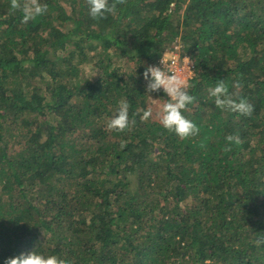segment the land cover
<instances>
[{"label":"trees","instance_id":"trees-1","mask_svg":"<svg viewBox=\"0 0 264 264\" xmlns=\"http://www.w3.org/2000/svg\"><path fill=\"white\" fill-rule=\"evenodd\" d=\"M10 3L0 0V264L31 252L264 264V0H127L104 19L87 0H40L47 11L27 23ZM176 42L196 98L182 115L200 129L185 140L141 120L150 95L169 99L143 73ZM219 80L251 116L215 107ZM122 99L136 123L109 130Z\"/></svg>","mask_w":264,"mask_h":264},{"label":"clouds","instance_id":"clouds-1","mask_svg":"<svg viewBox=\"0 0 264 264\" xmlns=\"http://www.w3.org/2000/svg\"><path fill=\"white\" fill-rule=\"evenodd\" d=\"M87 2L90 6V16L94 19H104L106 18V14L114 15L117 11V6L125 5L127 0H113L112 3H110L109 0H87ZM10 7L13 11H20L22 13L23 22L25 23L34 20L37 16L47 11V5L41 4L40 0H11ZM185 59L189 64L190 58L185 57ZM161 62L164 64L163 61ZM164 69L165 67L160 68L149 65L143 73V77L145 81H147L146 90L148 92H156L162 88L169 98L168 101L163 104L160 122L165 129L169 132H175L182 140L195 137L199 134V127L182 115V110H185L187 106L192 104L196 99L188 92V89L191 88L192 85L186 78L175 73L166 72ZM242 86L239 80L233 85L236 89H240ZM209 94L214 98L215 107L221 110H230L243 116H251L254 112V105L248 100L239 99L237 102V100L233 99L232 95L229 93L228 85L224 80H219L216 86L209 90ZM129 108L130 105L127 100H120L118 114L108 122L107 128L118 132L131 130L136 121L134 119H129ZM151 116L152 110H145L143 111L141 120L147 121ZM225 139L229 145L232 143H241L238 134H229ZM121 146L123 147L124 145L122 144ZM201 146L203 147V145ZM230 150L231 148L229 146L224 148V151ZM261 243H264V240L257 241L258 245ZM5 264H71V261H67L56 255L45 257L37 254V252H31L27 255L21 254L18 257L7 259ZM205 264H207V262H205Z\"/></svg>","mask_w":264,"mask_h":264},{"label":"rangeland","instance_id":"rangeland-1","mask_svg":"<svg viewBox=\"0 0 264 264\" xmlns=\"http://www.w3.org/2000/svg\"><path fill=\"white\" fill-rule=\"evenodd\" d=\"M174 46H177L176 54L178 56V60L175 64V66L172 68V72H171V70L166 71V72L175 73V74L182 76L188 80V78L192 75V61L190 59L189 64H188V61L185 59V57H188V56L181 52L180 43L176 42ZM174 46H173V48H174ZM173 48L167 49L164 52V54H163L164 58L168 59L170 57ZM119 64L125 66V68L129 69L130 71H132V70L134 71V69L137 68V66L140 65L141 63H136L135 61H133V59L123 58L122 60L119 61ZM100 66L102 67L101 64H96V63L91 64V67L94 68L93 69L94 73L97 72V70H98V68H100ZM143 107H144V109L142 108L143 111L151 109L152 110V116L150 117V119L152 121H157L159 124H161L160 119H161V115H162L163 104H161L160 100L157 97L150 95L148 97V102Z\"/></svg>","mask_w":264,"mask_h":264},{"label":"built area","instance_id":"built-area-1","mask_svg":"<svg viewBox=\"0 0 264 264\" xmlns=\"http://www.w3.org/2000/svg\"><path fill=\"white\" fill-rule=\"evenodd\" d=\"M176 48H177V46H174V48L171 52V55L168 59H166V58H164V56H162V58L159 60V63L157 64V66L160 68L165 67V69H164L165 71L171 70V72H172V68L175 66V64L178 60V56L176 54ZM161 61H163L165 65Z\"/></svg>","mask_w":264,"mask_h":264}]
</instances>
